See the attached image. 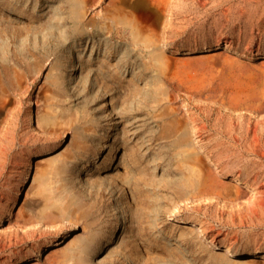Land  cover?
Listing matches in <instances>:
<instances>
[{"label":"rangeland","instance_id":"1","mask_svg":"<svg viewBox=\"0 0 264 264\" xmlns=\"http://www.w3.org/2000/svg\"><path fill=\"white\" fill-rule=\"evenodd\" d=\"M221 46L264 57V0H0V264H264V193L209 200L191 159L257 197L264 119L177 91Z\"/></svg>","mask_w":264,"mask_h":264},{"label":"water","instance_id":"2","mask_svg":"<svg viewBox=\"0 0 264 264\" xmlns=\"http://www.w3.org/2000/svg\"><path fill=\"white\" fill-rule=\"evenodd\" d=\"M191 62V66H184ZM179 94L199 105L264 119V57L243 58L224 46L179 62Z\"/></svg>","mask_w":264,"mask_h":264},{"label":"bare ground","instance_id":"3","mask_svg":"<svg viewBox=\"0 0 264 264\" xmlns=\"http://www.w3.org/2000/svg\"><path fill=\"white\" fill-rule=\"evenodd\" d=\"M190 64H191V62L186 63L184 66L188 67V65H190ZM18 85H19V90L22 91L24 89V84L19 81ZM14 105H16L15 101L12 100L8 95H6L5 90L1 89L0 90V127H1V124L8 117L9 112H11L13 110ZM28 136L30 137V133L28 134ZM191 159L194 162H196V164L199 168V170H198V178L199 179H198L197 187H198V189H200V191L202 193L208 195L209 200L216 201L218 204L226 203V205H228L229 207H236L238 205L247 204V209L249 211H253L255 209L257 211V208H260L262 200H263L262 194L264 193V191L262 189H260L261 191L259 190L260 196H258L259 195L258 194V195H256L257 197H255V196L252 197V191L247 190V189L245 190L246 187L242 190L239 189V190L233 191L231 189V187L217 182L214 173H212L210 170H208L204 166L202 159H200L198 156L197 157L196 156L191 157ZM217 186L226 188L225 190L230 192L231 196H225V195H221L220 193H217V190H218ZM225 197H229V199H226ZM28 224H30V221H27V225ZM27 225L25 227H26V230L28 231V229L30 230V226H27ZM205 234H206V232L204 230H202V229L198 230V235H199L198 237H204ZM226 248H227V250L225 253L229 252V250L231 249L229 246ZM55 251H57V250H53L49 254L51 255ZM262 253L263 252L256 251L253 254L257 255V254H262ZM60 257L62 258L61 261L59 260ZM68 257L69 256L67 254H62L59 257L49 258L47 263L48 264H67L68 259H69Z\"/></svg>","mask_w":264,"mask_h":264}]
</instances>
